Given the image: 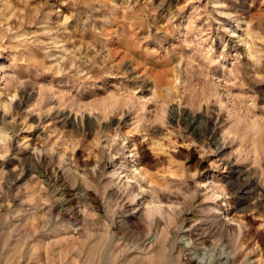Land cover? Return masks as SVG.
<instances>
[{"label": "rangeland", "instance_id": "obj_1", "mask_svg": "<svg viewBox=\"0 0 264 264\" xmlns=\"http://www.w3.org/2000/svg\"><path fill=\"white\" fill-rule=\"evenodd\" d=\"M209 258L264 264V0H0V264Z\"/></svg>", "mask_w": 264, "mask_h": 264}, {"label": "bare ground", "instance_id": "obj_2", "mask_svg": "<svg viewBox=\"0 0 264 264\" xmlns=\"http://www.w3.org/2000/svg\"><path fill=\"white\" fill-rule=\"evenodd\" d=\"M133 189H135V187L133 188ZM143 188L141 187V191L139 192V196H141L142 197V199H144V198H146L145 197V194H144V192H143V190H142ZM141 199V200H142ZM212 255V254H211ZM204 260V262H206V264H212L211 262H212V258H209V259H203Z\"/></svg>", "mask_w": 264, "mask_h": 264}]
</instances>
